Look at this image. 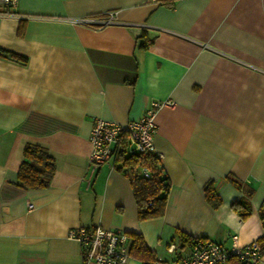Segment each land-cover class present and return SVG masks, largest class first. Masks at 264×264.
I'll return each mask as SVG.
<instances>
[{
  "label": "crops",
  "instance_id": "1",
  "mask_svg": "<svg viewBox=\"0 0 264 264\" xmlns=\"http://www.w3.org/2000/svg\"><path fill=\"white\" fill-rule=\"evenodd\" d=\"M12 11L0 15V264H82L67 235L79 225L131 244L140 234L147 251L127 264L187 254L179 231L226 246L264 237V0H17ZM152 101H170L153 137L170 186L164 213L139 219L124 166L90 171L88 135L95 118L125 124ZM28 142L55 161L44 189L17 181ZM241 198L244 217L231 207Z\"/></svg>",
  "mask_w": 264,
  "mask_h": 264
},
{
  "label": "built area",
  "instance_id": "2",
  "mask_svg": "<svg viewBox=\"0 0 264 264\" xmlns=\"http://www.w3.org/2000/svg\"><path fill=\"white\" fill-rule=\"evenodd\" d=\"M16 2L17 0H0V15L11 14ZM113 17L114 13L110 11L101 22L109 24L113 22ZM91 20L88 19L85 22ZM162 104H170V101L160 103L152 101L141 116L125 124L95 118L88 135L90 171H94L101 163L114 158L116 147L122 139L126 143L127 153H151L158 157L153 144L157 127L154 117L156 109ZM111 162L114 167L113 160ZM138 173L148 177L151 170L142 166ZM27 207L32 208L33 204L28 202ZM67 235L78 243L82 264H127L131 238L125 231L100 225H79L70 228ZM236 238V235H231L232 244L226 246L206 237H193L187 254L169 259L154 257L146 264H230L231 258H236L245 264L255 263L260 258V243L253 240L238 245ZM167 249L173 251L174 245H169Z\"/></svg>",
  "mask_w": 264,
  "mask_h": 264
},
{
  "label": "trees",
  "instance_id": "3",
  "mask_svg": "<svg viewBox=\"0 0 264 264\" xmlns=\"http://www.w3.org/2000/svg\"><path fill=\"white\" fill-rule=\"evenodd\" d=\"M160 3L170 5L173 0H159ZM10 56L25 60V56L9 53ZM118 167H125V174L129 179L134 200L137 207V217L139 219H147L161 216L166 207V199L169 191V180L162 171L158 162V157L151 153H127L126 143L122 139L119 146L116 147L113 164ZM146 166L151 170V174L145 177L138 173V170ZM55 161L47 150L36 143H26L22 149V160L18 166L16 178L18 183L26 189L38 190L48 187L50 180L55 172ZM228 182L234 183L237 187H242L243 182L230 174L225 176ZM203 191L206 199L216 205L219 201V195L215 187L213 179H209L203 185ZM251 191H249L250 194ZM231 207L236 210L241 217H244L249 210L248 200L241 198L231 203ZM259 214L264 219V201L260 204ZM179 239L183 242H192L193 238L178 232ZM133 241L130 252L136 255L143 251H147L140 234L132 233ZM202 237V236H201ZM204 238V237H203ZM264 240V237L258 238V242ZM262 249V246H261ZM151 256L142 261L146 264L153 259ZM230 264H245L236 258L230 259ZM254 264V263H252Z\"/></svg>",
  "mask_w": 264,
  "mask_h": 264
},
{
  "label": "rangeland",
  "instance_id": "4",
  "mask_svg": "<svg viewBox=\"0 0 264 264\" xmlns=\"http://www.w3.org/2000/svg\"><path fill=\"white\" fill-rule=\"evenodd\" d=\"M114 158H111L110 160L112 161ZM119 163V162H118Z\"/></svg>",
  "mask_w": 264,
  "mask_h": 264
}]
</instances>
